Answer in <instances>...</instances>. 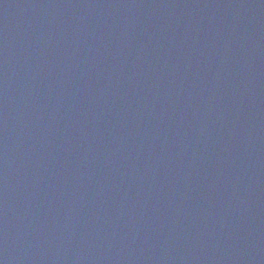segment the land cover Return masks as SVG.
I'll list each match as a JSON object with an SVG mask.
<instances>
[{
	"label": "water",
	"instance_id": "1",
	"mask_svg": "<svg viewBox=\"0 0 264 264\" xmlns=\"http://www.w3.org/2000/svg\"><path fill=\"white\" fill-rule=\"evenodd\" d=\"M0 264H264V0H0Z\"/></svg>",
	"mask_w": 264,
	"mask_h": 264
}]
</instances>
